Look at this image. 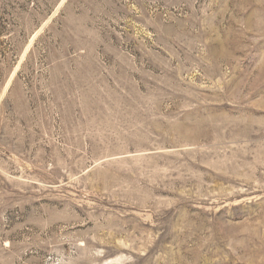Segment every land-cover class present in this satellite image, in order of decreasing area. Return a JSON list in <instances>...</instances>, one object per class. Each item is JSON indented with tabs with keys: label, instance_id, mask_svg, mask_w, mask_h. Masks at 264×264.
<instances>
[{
	"label": "rangeland",
	"instance_id": "rangeland-1",
	"mask_svg": "<svg viewBox=\"0 0 264 264\" xmlns=\"http://www.w3.org/2000/svg\"><path fill=\"white\" fill-rule=\"evenodd\" d=\"M0 264H264V0H0Z\"/></svg>",
	"mask_w": 264,
	"mask_h": 264
}]
</instances>
